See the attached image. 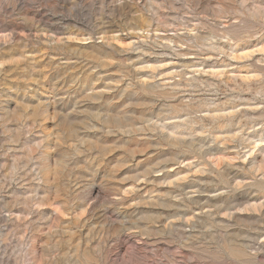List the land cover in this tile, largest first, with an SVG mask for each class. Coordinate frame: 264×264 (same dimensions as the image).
Returning <instances> with one entry per match:
<instances>
[{"label":"rangeland","instance_id":"obj_1","mask_svg":"<svg viewBox=\"0 0 264 264\" xmlns=\"http://www.w3.org/2000/svg\"><path fill=\"white\" fill-rule=\"evenodd\" d=\"M0 264H264V0H0Z\"/></svg>","mask_w":264,"mask_h":264}]
</instances>
